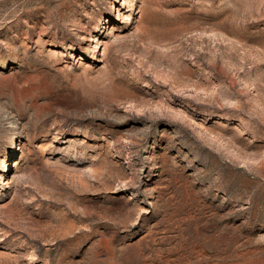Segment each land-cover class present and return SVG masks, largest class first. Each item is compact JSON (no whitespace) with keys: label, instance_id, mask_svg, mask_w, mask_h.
Listing matches in <instances>:
<instances>
[{"label":"rangeland","instance_id":"374dc122","mask_svg":"<svg viewBox=\"0 0 264 264\" xmlns=\"http://www.w3.org/2000/svg\"><path fill=\"white\" fill-rule=\"evenodd\" d=\"M0 264H264V0H0Z\"/></svg>","mask_w":264,"mask_h":264}]
</instances>
